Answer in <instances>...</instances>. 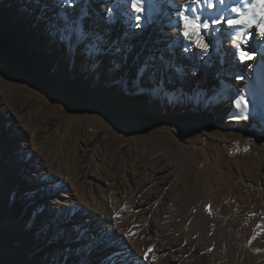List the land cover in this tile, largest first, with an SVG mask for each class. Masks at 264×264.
I'll use <instances>...</instances> for the list:
<instances>
[{"label": "rangeland", "instance_id": "obj_1", "mask_svg": "<svg viewBox=\"0 0 264 264\" xmlns=\"http://www.w3.org/2000/svg\"><path fill=\"white\" fill-rule=\"evenodd\" d=\"M59 1L64 8L77 15L75 20H78L83 32L85 21L82 14H88V11L94 15L99 13L91 4L96 0H75L71 5L64 3V0ZM109 2L112 7V28H128L130 31L126 20L129 17L135 22L140 35H148V30L157 28L155 22L164 19L160 13L162 2L167 14L164 19L166 26L169 30L174 29L176 36L182 35V15L194 21L198 19L201 25L205 22L209 25L207 30L201 28V33L213 38L212 50L206 62L210 74L206 79L200 78L197 85L190 81L191 86H195L194 100L190 104L194 108L175 115L173 111L178 104L169 92V101L151 106L152 100L157 99L155 90L149 89L147 81L142 79L132 85L134 74L131 71L126 77L116 72V80L107 86L87 88L83 81V72L89 65L86 59L80 58L75 62L71 74L76 77L68 79V48L62 50L60 72L53 75L48 65L37 60L42 56V49L25 43L28 41L24 38L21 40L18 20H9L12 3L0 0V92L7 99V109L18 116L24 127L27 147L49 166V174L65 181L71 192L82 193L87 201L79 200L83 206L112 221L114 228L110 232H118L145 264H209L216 246L211 242L204 247L199 238H218L215 237L218 232L230 235L241 243L249 242L261 250L264 258V85L257 74L251 75L253 86L257 88L255 96L248 84L239 88V83H236L234 91L225 96L228 104L222 119L207 120L204 114L196 113L199 109V112H205L216 106L218 93L209 91L205 84H217V66L222 64L220 52L225 48L233 49L229 45L232 42L227 43L221 37V34H225V26L231 28L239 41L246 37L248 29L256 37L261 36L256 33L258 29L261 30L259 25H264V4L260 0H205V10H193V0H136L142 9L137 13L132 7V0ZM186 4L187 13L177 12L174 16L169 12L173 5L181 7ZM233 9H238L239 13ZM26 12L28 15L24 23L36 16L29 9ZM240 14L251 19L253 27L227 24L229 20L239 19ZM137 16L141 21L137 20ZM102 21L108 25L107 18H102ZM217 22H220V27H217ZM27 26L31 27L32 24ZM30 35L33 36L34 32ZM41 41L48 45L46 37L38 39V42ZM167 43L171 44L169 41ZM152 44L157 46L159 40H152ZM169 47H154L156 57L162 49L173 58L174 54H169ZM257 48L264 55V45L260 43ZM48 49L53 50L51 47ZM177 50V47L172 49L173 53ZM54 82L62 83V89ZM66 83L75 87L79 94L89 93L99 101L111 98L118 91L116 110L130 109L144 125L143 128H135L133 134L150 135L151 129L157 131L163 146L178 152L172 160L174 167L144 172L145 157L134 152L126 137L102 128H98L95 135L89 133L86 119L74 120L69 115L70 110L77 107L78 100L69 97ZM131 87L136 92L131 93ZM240 98L246 103V110L243 105L237 107L236 101ZM151 107L152 113L146 111L139 115ZM95 113L92 110L90 115ZM164 114L175 117L166 119ZM4 148L5 144L0 142V151ZM160 153L164 154V151L160 150ZM189 158L194 165H186ZM94 160L100 165L96 171L91 164ZM92 173H97L101 178L99 190L95 187L90 189L89 177ZM1 177L0 183H4L3 179L8 180L3 174ZM6 183L18 190L16 179L10 178ZM3 190L0 187V220H25L27 211L20 209L19 202H7L8 197L3 195ZM257 199L262 204V211ZM203 206L206 208L203 214L206 220L200 217L199 208ZM5 209L9 210V214L1 213ZM110 232L104 230L102 236L106 237ZM3 236L4 230H0V240ZM89 239L93 243L90 248L93 251L98 240H93L91 236ZM48 243L43 244L38 256L30 251V245L24 248V256H21L0 242V264H47L49 261H52L51 264H70L67 257L61 260V254L55 253L57 248H52L50 241ZM190 248L197 250L193 252ZM75 251L80 260L87 254L84 244ZM119 255L122 256L120 252L118 258ZM219 257L217 259H221Z\"/></svg>", "mask_w": 264, "mask_h": 264}, {"label": "bare ground", "instance_id": "obj_2", "mask_svg": "<svg viewBox=\"0 0 264 264\" xmlns=\"http://www.w3.org/2000/svg\"><path fill=\"white\" fill-rule=\"evenodd\" d=\"M5 1L12 3L11 8H8L11 16L9 20L11 22L18 20L22 31L20 33L21 40L24 38L28 41L25 43L42 49V56L37 60L48 65L53 75L60 72L62 50L66 48L70 54L67 68L68 79L76 77L71 72L78 59L89 61L88 67L83 72V81L87 88L107 86L116 80V72H119L122 77H126L131 71L134 74L132 85L142 79L147 81L149 89L155 90L154 94L157 99L152 100L151 106L155 107L162 102L169 101L167 97L169 92L174 97V102L178 104V108L173 111L175 115H178L194 108L190 104L194 100L193 88L195 86H191L190 81L197 85L200 83V78L206 79L210 74L206 62L212 50L213 38L201 33L207 46L206 50H203L195 43L185 39L184 36H176V31L169 30L166 26L164 19L167 14L163 2L160 13L164 19L157 20L155 22L157 28L153 31L148 30V35H140L136 30L135 22L129 17L126 20L130 31L127 30L128 28L122 30L112 28L111 3L109 0H96V3L92 2L91 4L99 12L97 14L99 17L90 11L88 14H82L87 38L83 43H80L65 30L66 24L63 19L66 11L74 20L77 15L64 8L59 0H41L43 3L40 0H3V3ZM204 1L193 0V10L197 8L205 10L207 6ZM218 1L214 0V2ZM26 9L31 10L36 16H33L32 21L24 23L26 15H28ZM169 12L174 16L177 12L187 13V4L181 7L173 5ZM76 13L78 14L79 11ZM100 16H103V20L107 18V26ZM139 21L141 20L139 19ZM27 24H32V26L28 27ZM216 25L220 27V22H217ZM235 25L238 24H233V26ZM224 30L225 34L223 36L221 34V37L227 43L231 41L232 43L229 45L233 49L225 48L220 52L222 64L217 66V84L215 86L212 83L205 84L209 91L213 90L218 93L216 106H212L205 112H199L200 109L196 112L198 115L204 114L207 120L223 118L225 107L228 104L225 102V96L234 91L236 83H239V88L248 84L255 96L257 88L253 86L251 75L257 74L264 85V55L257 48L260 43L264 45L262 42L264 33L258 29L256 34L261 36L256 37L254 32L252 33L248 29L246 37L239 41L231 28L228 29L225 26ZM32 32H34L33 36L30 35ZM62 36L65 39H61ZM44 37L48 41L47 46L43 41L38 42V39L42 40ZM69 38L72 39V43L68 45ZM156 39L159 40L157 46L152 44V40ZM167 40L171 44H168ZM48 46L53 50L50 51ZM166 46H170L169 54L170 56L174 54V57H169L162 49L158 51V57H156L154 47L164 48ZM174 47H177L178 50L173 53ZM97 49L99 51H96ZM241 53H247L252 58L242 61ZM54 83L59 89H62V83ZM66 85L70 91L69 97L78 100L77 107L71 109L69 115L74 120L86 119L89 122V133L95 135L97 134L96 130L102 128L105 131L108 129L116 131L118 135L126 137L134 152L145 157L144 172H156L161 168L173 166L172 160L177 157L178 152L171 147L163 146V141L157 131L151 129L150 135L133 134L135 128L139 126L143 128L144 125L130 109L116 110L118 91L111 98L99 101L89 93L79 94L70 83H66ZM130 92L134 93L136 89L131 87ZM1 94L0 92V142L5 144V148L0 151V178L3 174L8 180L3 179L4 183H0V187L4 189L3 195L8 197L7 202L13 201L16 204L19 202L20 209L27 211L25 220H22L23 218L0 220V230H4V236L0 240L1 244L21 256H24V248L30 245V251L34 256H38L43 244L48 245L50 241L52 248H57L55 253L61 254V260L67 257L70 264H145L118 232H110L114 228L112 221L98 215L95 210L83 206L79 201L80 199L86 201V198L81 195L82 193L71 192L70 186L65 181L49 174V166L42 163L36 152L27 147L24 127L21 126L18 116L7 109V99ZM153 107L141 111L139 115H143L146 111L152 113ZM92 110L96 111L93 116L90 115ZM164 117L170 119L175 116L164 114ZM9 142L12 144L11 146ZM17 142L21 143L17 146ZM160 150H163L164 154L160 153ZM186 163L187 166L194 165L190 158L186 160ZM91 164L95 171L100 166L95 160L91 161ZM10 178L16 179L18 190L6 183ZM89 186L90 189L95 187L99 190L101 188V178L97 173H92L89 177ZM257 205L262 211L263 207L259 199H257ZM199 211L201 215L199 216L206 220V217L203 216L206 208L200 207ZM1 213L9 214V210L5 209ZM104 230L110 232L106 237H103ZM221 233L218 232L215 236L218 238L209 236H200L199 238V242L204 247H208L211 242L216 246L215 253L211 254L212 261L209 264H264L261 250L249 242L241 243L232 239L230 235ZM90 236L93 237V240L95 238L98 240L93 251L90 249L93 246V243H90ZM81 244L85 245V252L87 251L83 260L74 254L75 249ZM194 250L193 252H195ZM220 250H222L221 254H219ZM119 252L122 256L119 255L118 258ZM219 256L221 259H217ZM51 263L52 261H49L47 264Z\"/></svg>", "mask_w": 264, "mask_h": 264}, {"label": "snow or ice", "instance_id": "obj_3", "mask_svg": "<svg viewBox=\"0 0 264 264\" xmlns=\"http://www.w3.org/2000/svg\"><path fill=\"white\" fill-rule=\"evenodd\" d=\"M262 4H264V0H260ZM64 3L71 5L75 3V0H64ZM132 7L133 9L139 13L142 11L141 7L138 6L136 3V0H132ZM234 12H238V9H233ZM86 14V13H85ZM137 20H139V16L136 17ZM66 28L65 30L68 31L70 34H72V38L79 41L80 43H83L87 38V33L80 30L78 20L72 19V17L68 14L66 11L65 16L63 17ZM181 19L183 20V32L182 35L185 37V39L190 40L191 42L195 43L198 47H200L203 50H206V44L201 36V28L207 30L209 28V25L205 22L203 25H201L197 20H193L187 16H181ZM229 25L233 24H243L247 25L249 28L253 27V21L245 16L243 14H240V18L236 20H229ZM262 32H264V25H259ZM61 39H65V37H61ZM69 43H72V39H69ZM96 51H99L97 49ZM91 54V50H90ZM251 59L252 57L249 56L247 53H241L240 59L243 61L244 59ZM237 107H241L243 105L244 109L246 110L247 105L244 103L243 98H240L236 101ZM207 207V206H206Z\"/></svg>", "mask_w": 264, "mask_h": 264}]
</instances>
